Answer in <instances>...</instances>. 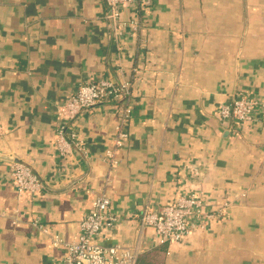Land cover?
I'll use <instances>...</instances> for the list:
<instances>
[{"label":"crops","instance_id":"1","mask_svg":"<svg viewBox=\"0 0 264 264\" xmlns=\"http://www.w3.org/2000/svg\"><path fill=\"white\" fill-rule=\"evenodd\" d=\"M105 7L0 0V264H52L63 254L52 237H76L109 170L117 109L102 103L68 122L82 150L70 145L65 157L56 109L102 77H134L128 139L109 174L111 208L124 217L112 242H136L144 208L202 193L208 225L159 247L145 230L137 264H264V107L258 123L214 116L242 92L264 103V0H135L122 18L143 28L121 38L119 53ZM15 161L32 167L43 191L17 193Z\"/></svg>","mask_w":264,"mask_h":264},{"label":"built area","instance_id":"2","mask_svg":"<svg viewBox=\"0 0 264 264\" xmlns=\"http://www.w3.org/2000/svg\"><path fill=\"white\" fill-rule=\"evenodd\" d=\"M104 3L106 10L103 19L108 22L119 53L121 38L138 37L143 24L138 19L122 18L124 7L135 5V0H104ZM118 70L121 74L124 71L122 67ZM133 82L134 77L119 80L102 77L79 85L65 102L57 106L56 116L59 124L55 130V141L63 157L70 152V145L82 150V142L75 133L68 130V122L78 119L82 113L102 103L115 104L117 119L110 145L104 152V159L109 165L107 175L91 207L80 218L76 237L69 242H64L58 236L52 237L53 247L63 249L61 258L52 264H137L142 252L140 240L145 230L152 232L153 247L183 242L193 231L205 228L214 217L213 211L206 208L202 193L180 194L171 203L157 210L144 208L139 212L135 228L137 237L133 245L112 242L113 232L124 221V217L111 208L107 193L111 184L109 174L117 163L118 151L128 139L127 124L132 113ZM260 107L263 108L264 103H259L248 93L242 92L237 97L218 104L214 116L220 122L232 120L241 123H258L259 116L256 110ZM8 170L10 183L17 193H36L44 190L43 181L31 166L15 161L9 164ZM189 170V176L197 180L200 176L198 169ZM33 225L42 233H47L46 229L37 222Z\"/></svg>","mask_w":264,"mask_h":264},{"label":"trees","instance_id":"3","mask_svg":"<svg viewBox=\"0 0 264 264\" xmlns=\"http://www.w3.org/2000/svg\"><path fill=\"white\" fill-rule=\"evenodd\" d=\"M166 245V244H165ZM161 246H164V245H161ZM159 247V246H158Z\"/></svg>","mask_w":264,"mask_h":264}]
</instances>
